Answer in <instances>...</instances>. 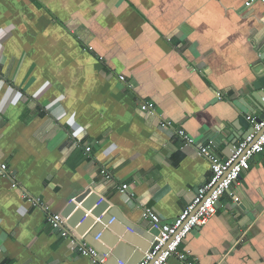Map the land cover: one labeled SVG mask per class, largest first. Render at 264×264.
<instances>
[{
	"label": "crops",
	"instance_id": "crops-1",
	"mask_svg": "<svg viewBox=\"0 0 264 264\" xmlns=\"http://www.w3.org/2000/svg\"><path fill=\"white\" fill-rule=\"evenodd\" d=\"M249 1L0 0V264H97L81 231L111 208L149 231L146 209L178 218L212 167L173 132L220 155L229 124L262 115L243 104L264 49V3ZM179 251L264 264V153Z\"/></svg>",
	"mask_w": 264,
	"mask_h": 264
},
{
	"label": "built area",
	"instance_id": "built-area-1",
	"mask_svg": "<svg viewBox=\"0 0 264 264\" xmlns=\"http://www.w3.org/2000/svg\"><path fill=\"white\" fill-rule=\"evenodd\" d=\"M257 2L264 3V0H250L246 6L250 7ZM120 81H125V76H121ZM216 96L218 99L224 97L221 91H217ZM141 109L143 111H157L156 105L151 102L143 103ZM247 120L252 123L253 132L246 139L237 143L235 150L227 159L218 154L214 140L206 143H196L184 131L173 132L175 136L183 141L184 148L192 147L196 155L206 158L211 163V178L198 188L193 200L171 223H165L152 209H146L144 215L157 227L159 234L138 264H167L173 256H177L182 264H196L189 261L186 254L179 251V247L192 231L202 227L216 214L221 197L231 193L233 185L241 179L243 174L250 170L251 160L255 156L264 153V115L263 118L249 115ZM160 126L162 129L168 130L169 128L167 121H162ZM261 132V136L256 139L258 133ZM86 151L90 153L91 148L87 147ZM8 171L9 166L6 163H0V176H5ZM102 173L107 175L104 170ZM128 189L129 186L124 184L121 192H127ZM52 222L55 228H64L60 216H54ZM62 235L66 237L68 233L63 231ZM79 251L82 256L92 259L97 264L108 263L106 256L99 258L98 251L87 243L79 246Z\"/></svg>",
	"mask_w": 264,
	"mask_h": 264
},
{
	"label": "water",
	"instance_id": "water-1",
	"mask_svg": "<svg viewBox=\"0 0 264 264\" xmlns=\"http://www.w3.org/2000/svg\"><path fill=\"white\" fill-rule=\"evenodd\" d=\"M246 89L244 106L249 111H254L256 108L262 113L261 117L263 118L264 49L258 52V59L251 65V78ZM229 127H232L233 130L227 128L220 137L222 142L228 144L227 151L220 153L225 159L231 156L240 140L246 139L253 132L252 123L243 116L231 125L229 124ZM244 129L247 131H244ZM262 132L258 133L256 139L261 136ZM216 150H218V147H216ZM86 222L81 231L79 246L87 243L95 248L99 253V258L107 257V264L140 263L159 234V230L149 231V228L142 222L137 223L128 219L117 208L109 209L106 214L103 212L98 215L94 214L90 224Z\"/></svg>",
	"mask_w": 264,
	"mask_h": 264
}]
</instances>
